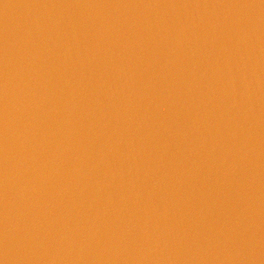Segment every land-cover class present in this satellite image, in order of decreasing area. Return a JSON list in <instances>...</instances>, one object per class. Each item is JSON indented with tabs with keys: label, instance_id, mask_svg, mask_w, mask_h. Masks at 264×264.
<instances>
[{
	"label": "water",
	"instance_id": "water-1",
	"mask_svg": "<svg viewBox=\"0 0 264 264\" xmlns=\"http://www.w3.org/2000/svg\"><path fill=\"white\" fill-rule=\"evenodd\" d=\"M0 264H264V0H0Z\"/></svg>",
	"mask_w": 264,
	"mask_h": 264
}]
</instances>
